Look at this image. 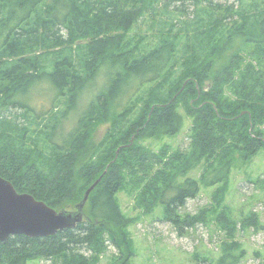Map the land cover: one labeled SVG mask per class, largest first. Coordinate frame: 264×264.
I'll return each mask as SVG.
<instances>
[{
    "label": "trees",
    "instance_id": "16d2710c",
    "mask_svg": "<svg viewBox=\"0 0 264 264\" xmlns=\"http://www.w3.org/2000/svg\"><path fill=\"white\" fill-rule=\"evenodd\" d=\"M233 10L219 0H0V176L58 211L75 210L102 177L75 230L14 236L0 245V264H95L129 223L120 192L147 212L163 205L165 220L181 235L203 223L208 208L195 215L179 208L200 194L201 184L218 186V201L236 161L264 149V11L255 23L227 32ZM147 19L149 29L169 34L137 53L124 42ZM102 68L111 76L106 94L61 136L63 121ZM43 76L57 84L55 104L64 97V112L57 106L35 115L22 102L20 92ZM185 116L188 150L165 146L153 153L139 145L179 134ZM109 121L110 131L94 144L95 129ZM33 122H48L40 130L43 150L16 142L30 136ZM199 167V180L187 177ZM230 257L218 264H233Z\"/></svg>",
    "mask_w": 264,
    "mask_h": 264
},
{
    "label": "rangeland",
    "instance_id": "374dc122",
    "mask_svg": "<svg viewBox=\"0 0 264 264\" xmlns=\"http://www.w3.org/2000/svg\"><path fill=\"white\" fill-rule=\"evenodd\" d=\"M219 1L235 7L232 11L235 17L230 23L228 20L226 22L227 32H238L245 22L255 23V19L260 18L264 11V0ZM147 23H150L148 19L140 27L135 26L126 37L124 45L131 44L130 47L137 53H145L160 43L162 35L168 37V32L161 34V30H151ZM119 42L122 40L119 39ZM241 44L246 51L252 49L244 42ZM51 68L49 66L53 72ZM110 80L111 76L106 68L99 70L85 88L75 112L63 121L61 136L66 137L76 129L81 115L88 111L91 102L100 94H106ZM26 89L19 96L24 104L33 108L35 115L53 113L57 106L60 113L67 109L63 107L64 97L62 99L60 96L61 105L57 102L55 104L61 93L50 77L43 76ZM46 124L38 126L34 123L30 128V136L26 140L17 138V144L28 149L43 150L45 137L40 134V130H46ZM190 126L191 121L185 116V124L179 134L161 139H141L139 145L153 153H158L165 146L171 152L178 149L188 150L191 141ZM110 129V121L100 124L91 141L98 144ZM201 173L202 168L199 167L187 177L199 180ZM184 178L180 177L178 182ZM217 187L201 184L200 194L195 199L188 200L183 208H179L183 214L194 215L208 208L203 223L185 230L182 235L173 224L165 220L163 205L147 212L136 204L134 197L127 192H120L117 195L118 204L129 223L124 229V235L119 233L120 230L117 232V244L110 243L106 251L98 256L95 264H218L227 254H230L233 264H264V149L248 161H236L230 175L228 191L218 201L214 200ZM29 264L52 262L47 259H33Z\"/></svg>",
    "mask_w": 264,
    "mask_h": 264
},
{
    "label": "water",
    "instance_id": "95a60500",
    "mask_svg": "<svg viewBox=\"0 0 264 264\" xmlns=\"http://www.w3.org/2000/svg\"><path fill=\"white\" fill-rule=\"evenodd\" d=\"M101 181L102 177L86 191L75 210L58 211L29 193H19L0 176V245L18 235L36 239L75 230L85 220V207Z\"/></svg>",
    "mask_w": 264,
    "mask_h": 264
}]
</instances>
